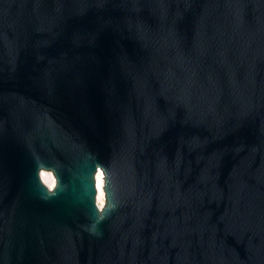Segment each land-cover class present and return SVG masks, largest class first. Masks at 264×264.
I'll list each match as a JSON object with an SVG mask.
<instances>
[{"label":"water","instance_id":"obj_1","mask_svg":"<svg viewBox=\"0 0 264 264\" xmlns=\"http://www.w3.org/2000/svg\"><path fill=\"white\" fill-rule=\"evenodd\" d=\"M0 264H264V0H0Z\"/></svg>","mask_w":264,"mask_h":264},{"label":"clouds","instance_id":"obj_2","mask_svg":"<svg viewBox=\"0 0 264 264\" xmlns=\"http://www.w3.org/2000/svg\"><path fill=\"white\" fill-rule=\"evenodd\" d=\"M42 176L44 177V182L46 183L49 193L54 194L53 189L55 188V182L50 179L51 173L42 172ZM105 207L103 199H101L98 203V209L102 212ZM103 216H101L98 220H102ZM96 225H93V230H95Z\"/></svg>","mask_w":264,"mask_h":264},{"label":"bare ground","instance_id":"obj_3","mask_svg":"<svg viewBox=\"0 0 264 264\" xmlns=\"http://www.w3.org/2000/svg\"><path fill=\"white\" fill-rule=\"evenodd\" d=\"M50 171V170H49ZM56 183V179L53 180ZM97 183H98V191H99V201L101 199H105V191H104V175L103 172H98L97 174Z\"/></svg>","mask_w":264,"mask_h":264},{"label":"rangeland","instance_id":"obj_4","mask_svg":"<svg viewBox=\"0 0 264 264\" xmlns=\"http://www.w3.org/2000/svg\"><path fill=\"white\" fill-rule=\"evenodd\" d=\"M42 172H46V173H51L50 179L53 181L54 179H56L54 173L52 171H48V170H43ZM42 175V173H41ZM43 180L44 177L42 176ZM97 203H99V191H98V197H97ZM104 204H105V200H104Z\"/></svg>","mask_w":264,"mask_h":264}]
</instances>
